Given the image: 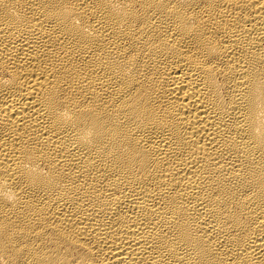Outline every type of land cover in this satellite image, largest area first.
Listing matches in <instances>:
<instances>
[{
    "label": "bare ground",
    "instance_id": "bare-ground-1",
    "mask_svg": "<svg viewBox=\"0 0 264 264\" xmlns=\"http://www.w3.org/2000/svg\"><path fill=\"white\" fill-rule=\"evenodd\" d=\"M0 264H264V0H0Z\"/></svg>",
    "mask_w": 264,
    "mask_h": 264
}]
</instances>
